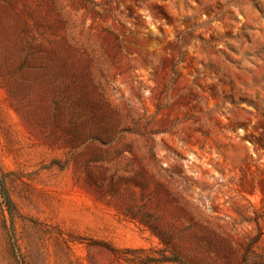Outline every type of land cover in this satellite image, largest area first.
Returning <instances> with one entry per match:
<instances>
[{
  "label": "rangeland",
  "instance_id": "rangeland-1",
  "mask_svg": "<svg viewBox=\"0 0 264 264\" xmlns=\"http://www.w3.org/2000/svg\"><path fill=\"white\" fill-rule=\"evenodd\" d=\"M0 264H264V0H0Z\"/></svg>",
  "mask_w": 264,
  "mask_h": 264
}]
</instances>
